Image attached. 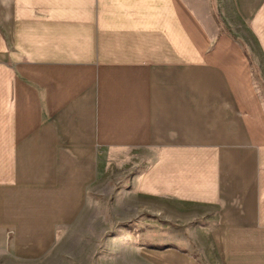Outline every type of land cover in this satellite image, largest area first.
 I'll return each mask as SVG.
<instances>
[{"label": "crops", "instance_id": "0c3cea01", "mask_svg": "<svg viewBox=\"0 0 264 264\" xmlns=\"http://www.w3.org/2000/svg\"><path fill=\"white\" fill-rule=\"evenodd\" d=\"M226 22L264 67V0H0V262L114 194L127 263L264 264V100Z\"/></svg>", "mask_w": 264, "mask_h": 264}, {"label": "rangeland", "instance_id": "374dc122", "mask_svg": "<svg viewBox=\"0 0 264 264\" xmlns=\"http://www.w3.org/2000/svg\"><path fill=\"white\" fill-rule=\"evenodd\" d=\"M223 24V22H222ZM226 25V26H225ZM224 31L228 33L234 41L239 43L245 50L251 63V72L256 82V86L260 96L264 100V67L261 61L258 51L251 52L250 47L255 46L254 38H252L243 26H237L234 29L228 28V22L224 24ZM230 27V26H229ZM92 194V192H91ZM114 194L107 199L98 198V206L96 207L93 201H88L85 210L78 221L69 227L65 236L57 241L50 252L45 254L38 260L31 262H17L16 264H133V260H129L128 263L121 254L122 248L125 246L108 238L121 236L124 231L122 226L113 225V212L110 209L114 200ZM93 200V199H92ZM145 216L152 218L150 213H144ZM149 218V219H150ZM130 224H126L128 228ZM151 228H145L142 230L147 233H152ZM133 234L137 233V230H131ZM12 233L8 231V236ZM199 248V247H198ZM113 253V256H106L107 253ZM201 249V248H200ZM198 252H201V250ZM116 253L118 256H116ZM134 254H131L133 256ZM204 256V254H203ZM206 260L202 261L203 264H220L216 260L209 259V254H205ZM0 264H5L4 260ZM9 264H14L9 262Z\"/></svg>", "mask_w": 264, "mask_h": 264}]
</instances>
